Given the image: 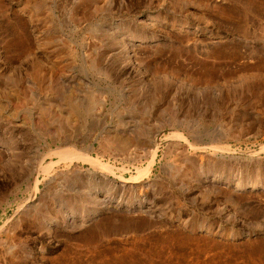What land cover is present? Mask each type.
I'll list each match as a JSON object with an SVG mask.
<instances>
[{"label":"rangeland","instance_id":"rangeland-1","mask_svg":"<svg viewBox=\"0 0 264 264\" xmlns=\"http://www.w3.org/2000/svg\"><path fill=\"white\" fill-rule=\"evenodd\" d=\"M0 264H264V0H0Z\"/></svg>","mask_w":264,"mask_h":264},{"label":"bare ground","instance_id":"bare-ground-1","mask_svg":"<svg viewBox=\"0 0 264 264\" xmlns=\"http://www.w3.org/2000/svg\"><path fill=\"white\" fill-rule=\"evenodd\" d=\"M175 135V134H174ZM181 136V135H180ZM182 137V136H181ZM170 138V137H169ZM168 138V139H169ZM180 139V138H179ZM152 141V140H151ZM184 142H187L185 141L184 139ZM191 146V145H190ZM156 151V150H155ZM72 154L76 157H79V159L85 163H88L89 165L93 166V167H99L100 169H105V170H108V169H111L110 166L108 167V165L106 163H103L102 160L100 161L99 159L97 158H93V157H90L89 154L87 153H81V154H76L74 153V151H71ZM76 154V155H75ZM154 155H155V152H154ZM139 169V168H138ZM112 170V169H111ZM48 171V169H47ZM104 171V170H102ZM109 171V170H108ZM113 172V171H112ZM144 170H138V176H140L141 174H143ZM132 178V177H131ZM138 177L136 178H133L134 180L137 179ZM123 179V178H122Z\"/></svg>","mask_w":264,"mask_h":264}]
</instances>
